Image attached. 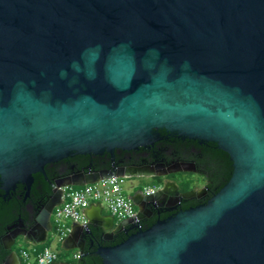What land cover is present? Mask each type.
Segmentation results:
<instances>
[{
    "label": "water",
    "instance_id": "95a60500",
    "mask_svg": "<svg viewBox=\"0 0 264 264\" xmlns=\"http://www.w3.org/2000/svg\"><path fill=\"white\" fill-rule=\"evenodd\" d=\"M210 141L232 172L206 202L99 250L104 264H264V0H0V189L74 154ZM83 179L148 177L142 169ZM181 198L197 196L192 187ZM168 196L129 195L138 208ZM85 227L118 229L91 205ZM0 264H19L12 251Z\"/></svg>",
    "mask_w": 264,
    "mask_h": 264
},
{
    "label": "flooded vegetation",
    "instance_id": "af4514ba",
    "mask_svg": "<svg viewBox=\"0 0 264 264\" xmlns=\"http://www.w3.org/2000/svg\"><path fill=\"white\" fill-rule=\"evenodd\" d=\"M163 136V139L150 146L116 149L114 158L104 156V153L74 154L49 162L43 172L34 174L27 196L22 184H17L7 193L0 189V253L9 250V253L15 251L18 255L16 245L20 243L19 238L21 242L46 243L54 209L51 206L59 193L57 185L80 181L88 171L125 173L127 168H134V172L142 169L166 183L168 196L160 195L152 202L145 203L140 219L136 207L137 219L125 220L126 224L118 229L105 230L89 225L77 231L67 242L59 243L56 260L51 264H104L99 250L114 247L139 229L146 230L158 218L185 209L182 205L189 201H199L189 207L206 202L221 188L219 185L229 173L226 159L221 158L215 148L207 143L210 141H199L198 145H194L191 139L168 132ZM175 172H189L202 178V183L194 187L199 188L197 196L181 198L176 193L170 177ZM178 186L179 191H186L182 190L180 182Z\"/></svg>",
    "mask_w": 264,
    "mask_h": 264
},
{
    "label": "built area",
    "instance_id": "2783aa9c",
    "mask_svg": "<svg viewBox=\"0 0 264 264\" xmlns=\"http://www.w3.org/2000/svg\"><path fill=\"white\" fill-rule=\"evenodd\" d=\"M126 176L111 175L102 177L95 182L79 185H64L61 188L60 203L52 211L51 241L63 243L72 230L73 224L85 226L87 219L84 211L91 205L107 208L116 222L124 219H137V211L129 195L125 194L121 184ZM158 189L156 185L143 188L145 194H153ZM19 264H51L57 254L47 243L21 242L18 244ZM75 257V255H74Z\"/></svg>",
    "mask_w": 264,
    "mask_h": 264
},
{
    "label": "rangeland",
    "instance_id": "374dc122",
    "mask_svg": "<svg viewBox=\"0 0 264 264\" xmlns=\"http://www.w3.org/2000/svg\"><path fill=\"white\" fill-rule=\"evenodd\" d=\"M170 177L174 180H177L180 182L181 188L185 189L189 187L191 189L192 187L197 186V184L202 183V178L198 177L197 175H193L192 173H185V172H175L170 175ZM162 184L161 178L156 176H148V177H127L124 182L121 184L123 187V190L125 194L130 195L137 190H142L145 186L148 185H156L160 186ZM136 209V206H135ZM103 212H107L108 210L104 207ZM21 243V238H19ZM50 241V247L57 251L59 243L57 241H51L50 235H48L47 242ZM46 242V243H47ZM18 245H16V249H18Z\"/></svg>",
    "mask_w": 264,
    "mask_h": 264
},
{
    "label": "trees",
    "instance_id": "16d2710c",
    "mask_svg": "<svg viewBox=\"0 0 264 264\" xmlns=\"http://www.w3.org/2000/svg\"><path fill=\"white\" fill-rule=\"evenodd\" d=\"M160 132H161L162 135H165V134H166V131H164V130H160ZM186 139H188V138H186ZM190 142L193 143L194 145H198V143H199L198 140H192V139L190 140ZM207 143L210 144L212 147L215 148V151H216L218 154H220L221 158L223 157V158L226 159V161H227L229 173L227 174V177H226L225 181H222L221 184L219 185V187H220V186L222 187V186L227 182V180L229 179V177H230V175H231V171H232L231 161L229 160L228 154H226V153L223 152L222 150L216 148V144H215V143H213V142H207ZM103 155H104V156H108L109 154H108V153H104ZM188 189H189V187L186 188V190H188ZM182 190H185V189L182 188ZM197 203H199V201H197V200H192V201H189V202L186 203V204H183L182 207H183V208H186V207H189V206H191V205H195V204H197ZM8 253H9V250H3V251H1V253H0V261H3L4 258L8 255ZM0 263H1V262H0Z\"/></svg>",
    "mask_w": 264,
    "mask_h": 264
},
{
    "label": "crops",
    "instance_id": "0c3cea01",
    "mask_svg": "<svg viewBox=\"0 0 264 264\" xmlns=\"http://www.w3.org/2000/svg\"><path fill=\"white\" fill-rule=\"evenodd\" d=\"M172 182H173L176 186L178 185V182L175 181L174 179L172 180ZM103 208H104V207H102V214H104V215H110L109 211H108V213H107V212H103ZM106 209H107V208H106Z\"/></svg>",
    "mask_w": 264,
    "mask_h": 264
}]
</instances>
